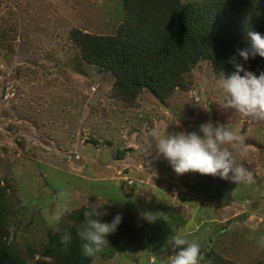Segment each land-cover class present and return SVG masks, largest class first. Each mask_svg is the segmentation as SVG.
I'll use <instances>...</instances> for the list:
<instances>
[{"label":"rangeland","instance_id":"obj_1","mask_svg":"<svg viewBox=\"0 0 264 264\" xmlns=\"http://www.w3.org/2000/svg\"><path fill=\"white\" fill-rule=\"evenodd\" d=\"M124 19L123 0H0V188L9 241L36 261L33 250L68 227L70 212L99 202L108 212L102 222L122 219L108 236L113 255L89 264H168L178 249L167 241L177 232L200 245L199 264H264V121L220 106L208 59L164 98L148 89L132 102L115 96L114 75L81 58L70 30L112 35ZM262 72L264 62L253 74ZM208 122L241 137L233 151L253 183L177 175L157 154L154 129L202 136ZM61 191L68 211L51 227L45 215L62 203ZM142 212L160 218L149 223Z\"/></svg>","mask_w":264,"mask_h":264},{"label":"trees","instance_id":"obj_2","mask_svg":"<svg viewBox=\"0 0 264 264\" xmlns=\"http://www.w3.org/2000/svg\"><path fill=\"white\" fill-rule=\"evenodd\" d=\"M125 19L115 34L100 35L70 30L81 58L111 71L113 92L134 101L144 89L156 97L168 96L176 87L185 88V75L200 59H208L214 75L226 78L235 64L254 73L264 62L258 54L244 60L238 50L250 48L247 33L264 36V0H123ZM222 73V74H221ZM240 75H244L241 72ZM0 188V264H89L96 256L113 255L108 243L95 257L83 255L77 236L84 222L78 209L68 215L69 224L36 246L39 257L27 259L8 239L7 215ZM68 234L67 245L61 238ZM34 254V253H33Z\"/></svg>","mask_w":264,"mask_h":264},{"label":"clouds","instance_id":"obj_3","mask_svg":"<svg viewBox=\"0 0 264 264\" xmlns=\"http://www.w3.org/2000/svg\"><path fill=\"white\" fill-rule=\"evenodd\" d=\"M247 35L251 46L238 50L239 56L245 61L249 56L255 57L257 54L264 57V36L255 31H249ZM235 68L236 71L227 78L221 73L219 90L223 103L220 106L242 117L264 121V72L257 77L252 72L245 71L241 64H235ZM241 72H244V75H240ZM200 132L203 133L202 136L196 132L167 134L154 129L151 136L157 154H162L167 159L177 175L198 172L202 175L219 176L237 184L254 182L253 173L238 162L233 151V148L242 142L241 137L224 125L214 127L211 122L201 124ZM58 197L62 203H58L54 211L45 215V220L51 227L58 225L64 213L68 211V193L61 191ZM104 204L97 202L90 211L83 212L84 222L79 226L77 236L86 257H95L100 253L108 243L109 234L114 233L121 222L120 214L110 223L101 221L100 217L108 215V212L97 209L103 208ZM140 215L149 223H154L160 218L159 213L142 212ZM69 241L68 234L61 238L64 245ZM167 243L178 249L176 254L169 257L168 264H199L202 259L200 245L197 242H189L182 233L171 235Z\"/></svg>","mask_w":264,"mask_h":264}]
</instances>
